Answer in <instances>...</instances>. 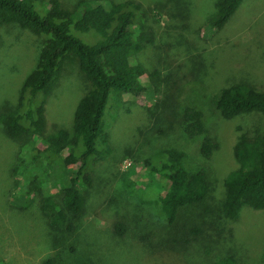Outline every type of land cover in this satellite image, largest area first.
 Masks as SVG:
<instances>
[{
    "label": "rangeland",
    "instance_id": "rangeland-1",
    "mask_svg": "<svg viewBox=\"0 0 264 264\" xmlns=\"http://www.w3.org/2000/svg\"><path fill=\"white\" fill-rule=\"evenodd\" d=\"M30 1L42 14L45 0ZM58 1L68 8L76 0ZM133 1L151 36L128 59L145 68V91L124 96L109 119L106 141L97 142L102 156L91 167V184L70 231L49 227L35 200L25 209L13 206L11 195L20 186L12 167L25 137L11 138L0 125V264H207L225 255L239 264H264V208L243 206L233 219L218 210L222 179L236 166L232 145L240 133L263 129L264 116L251 111L225 119L209 102L213 92L235 82L264 91V0H242L217 31L206 24L216 0ZM40 40L17 24L0 25V111L15 106ZM87 88L77 64H65L44 104V133L69 126ZM189 101L204 111L205 134L213 143L207 160L198 157L197 141L189 143L180 132V111ZM164 147L181 149L184 166L205 168L209 182L206 198L180 207L171 223L158 202L170 182L146 165ZM48 185L57 187L51 177Z\"/></svg>",
    "mask_w": 264,
    "mask_h": 264
},
{
    "label": "trees",
    "instance_id": "trees-1",
    "mask_svg": "<svg viewBox=\"0 0 264 264\" xmlns=\"http://www.w3.org/2000/svg\"><path fill=\"white\" fill-rule=\"evenodd\" d=\"M241 1L216 0L207 26L212 31L222 29ZM43 3L40 14L30 0H0V25L17 24L41 39L35 64L22 80L15 106L0 111V125L11 138L25 137L12 167L20 186L18 193L11 195L13 206L25 209L35 200L49 227L70 231L91 184V167L102 156L97 142L106 141L109 119L114 118L124 96L136 97L145 91L140 82L147 74L145 68L128 59L136 56L151 36L142 22L139 4L133 0H76L68 8L58 0ZM71 62L77 64L88 88L77 101L69 126L44 133V104L64 65ZM190 71H194L192 62ZM209 102L225 119L251 111L264 116V91L242 83L220 87ZM179 120L181 135L189 143L197 141L198 157L209 159L213 143L205 134L202 108L189 101ZM232 155L236 166L222 179L224 196L218 209L228 219L236 217L243 206L264 208V128L250 136L240 133L232 145ZM183 157L181 149L164 147L146 163L148 171L170 182V192L158 199L168 223L180 207L199 204L209 193L205 168L187 169ZM19 164L25 171L17 168ZM35 164L41 165L37 172L31 171ZM49 177L56 181V188L49 187ZM114 227L115 233L122 229L120 224ZM207 264L239 263L232 255H225Z\"/></svg>",
    "mask_w": 264,
    "mask_h": 264
}]
</instances>
